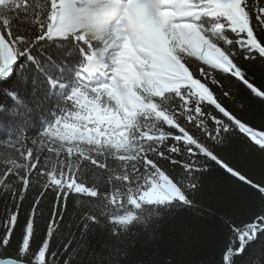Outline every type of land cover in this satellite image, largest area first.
Here are the masks:
<instances>
[{"label": "snow or ice", "instance_id": "6c2138e0", "mask_svg": "<svg viewBox=\"0 0 264 264\" xmlns=\"http://www.w3.org/2000/svg\"><path fill=\"white\" fill-rule=\"evenodd\" d=\"M122 2L123 15L102 42L105 67L97 71L93 53L101 42L94 47L95 41L64 23L66 0L42 6L46 19L38 21V31L13 23V12L23 8L27 13L30 5L0 0V92L19 99L12 87L18 61L34 62L52 88L71 89V95L57 102L55 121L44 132L53 144L60 142L49 149L58 159L41 161L39 153L29 149L26 156L20 153L22 162L9 161L12 167L5 176L18 177L21 187L12 195L21 203L8 217L0 247L9 246L28 192L37 195L16 256L0 264H56L59 253L50 247L55 217L72 194L101 202L114 234L134 222L147 228L160 210L193 205L198 174L211 163L245 179L222 163L207 141L223 143L229 134L243 135L264 150V130L256 131L238 107L244 93L264 100V83L257 84L244 67V62L264 58V0ZM66 37L75 41L66 55L78 50L80 59L75 79L67 83L52 76L35 55L49 41ZM109 76L110 82L90 86ZM62 152L64 158L59 159ZM93 168L106 173L105 182H113L111 192L100 190L95 172L89 182ZM7 186V179L0 180V187ZM253 187L264 194V187ZM49 193L57 210L51 214L47 237L34 246L36 215ZM85 219L98 222L95 214ZM226 226L230 236L220 264H249L244 257L255 251L257 242L264 248V208L249 222L231 221Z\"/></svg>", "mask_w": 264, "mask_h": 264}, {"label": "trees", "instance_id": "16d2710c", "mask_svg": "<svg viewBox=\"0 0 264 264\" xmlns=\"http://www.w3.org/2000/svg\"><path fill=\"white\" fill-rule=\"evenodd\" d=\"M16 2L30 7L27 13L23 8L18 14L13 12V16L17 17L13 23L19 28L35 26L38 31V21L46 19V10L42 6L46 2L50 5V0ZM74 43L73 37L58 38L49 41L35 55L52 76L66 82L72 78L74 66L80 64L78 50L74 55H66ZM93 45L98 46L96 42ZM49 57L55 64L49 61ZM18 64L20 70L14 75L12 87L19 99L0 92V180L8 181L7 190L0 187V235L5 231L10 213L16 210V204L21 203L12 195L13 190L21 187L17 183L18 177L11 174L5 176L12 167L9 161L22 162L24 158L20 153L23 151L26 156L30 149L33 154L39 153L41 161L48 157L49 163H52L58 158L49 149L60 146L59 141L53 144L45 138L44 132L49 124L54 123L52 112L64 97L51 99L44 84L47 78L38 73L34 62L18 61ZM244 67L257 84L264 83V58L244 62ZM66 92V96L71 95L70 88H66ZM238 107L239 114L255 126L256 131L264 130V100L249 99L244 93ZM207 143L222 163L245 179L242 181L239 176L228 173L222 165L211 163L198 174L199 188L191 196V207L160 210L158 215L152 216L147 228L143 222H134L127 229H119L118 234H114V225L101 202L72 194L59 205L60 215L55 217L50 247L53 252L59 253L55 258L56 264H220L230 236L226 224L231 221L237 224L240 221L249 222L253 214H259L264 208V194L253 187H264V150L250 137L235 134H229L223 143ZM63 158L62 152L59 159ZM109 164H112L111 159ZM94 172L100 177L96 181L100 190L106 188L111 192L113 182H105L106 173L103 170L93 168L88 173L89 182L93 181ZM35 195L37 191H29L27 199L22 202L15 234L9 246L0 247L1 259L16 256ZM56 210L55 197L49 193L39 205L36 215L34 246L47 237L49 222L53 218L51 214ZM92 214L97 216L98 222L85 219ZM254 248L255 251L250 250L244 259L249 264H264V248L259 246V242Z\"/></svg>", "mask_w": 264, "mask_h": 264}, {"label": "clouds", "instance_id": "9594fccd", "mask_svg": "<svg viewBox=\"0 0 264 264\" xmlns=\"http://www.w3.org/2000/svg\"><path fill=\"white\" fill-rule=\"evenodd\" d=\"M64 23L73 30L83 33L101 47L93 53V64L97 71L105 67L102 42L109 36L110 30L120 20L124 11L122 0H83L82 3L66 0Z\"/></svg>", "mask_w": 264, "mask_h": 264}, {"label": "water", "instance_id": "95a60500", "mask_svg": "<svg viewBox=\"0 0 264 264\" xmlns=\"http://www.w3.org/2000/svg\"><path fill=\"white\" fill-rule=\"evenodd\" d=\"M7 259H9V258H6V259H1V258H0V260H7Z\"/></svg>", "mask_w": 264, "mask_h": 264}]
</instances>
